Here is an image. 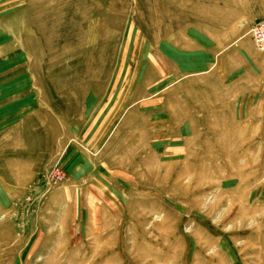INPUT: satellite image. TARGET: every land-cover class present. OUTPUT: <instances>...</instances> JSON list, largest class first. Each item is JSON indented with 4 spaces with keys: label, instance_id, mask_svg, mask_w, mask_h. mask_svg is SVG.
Here are the masks:
<instances>
[{
    "label": "rangeland",
    "instance_id": "1",
    "mask_svg": "<svg viewBox=\"0 0 264 264\" xmlns=\"http://www.w3.org/2000/svg\"><path fill=\"white\" fill-rule=\"evenodd\" d=\"M264 0H0V264H264Z\"/></svg>",
    "mask_w": 264,
    "mask_h": 264
},
{
    "label": "built area",
    "instance_id": "2",
    "mask_svg": "<svg viewBox=\"0 0 264 264\" xmlns=\"http://www.w3.org/2000/svg\"><path fill=\"white\" fill-rule=\"evenodd\" d=\"M253 42L259 50H264V19L259 20L251 27Z\"/></svg>",
    "mask_w": 264,
    "mask_h": 264
}]
</instances>
